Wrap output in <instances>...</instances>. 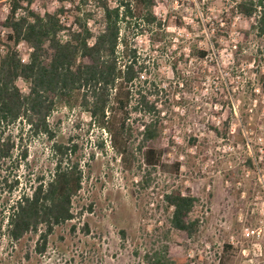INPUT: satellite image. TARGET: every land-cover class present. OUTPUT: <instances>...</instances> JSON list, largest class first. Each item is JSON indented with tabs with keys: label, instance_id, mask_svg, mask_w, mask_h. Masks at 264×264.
<instances>
[{
	"label": "rangeland",
	"instance_id": "obj_1",
	"mask_svg": "<svg viewBox=\"0 0 264 264\" xmlns=\"http://www.w3.org/2000/svg\"><path fill=\"white\" fill-rule=\"evenodd\" d=\"M236 1L155 0L160 25L122 23L120 35L145 64L146 83L136 88L160 110L156 170L145 174L133 136L123 161L110 134L90 124L85 111L55 110L49 117L53 139L24 133L15 155L26 149L27 157L11 170L19 186L13 193L0 190V264H149L144 253L162 243L189 264H264V36L251 29L252 18L233 10ZM33 5L41 13L63 5L60 17L67 23L77 6L86 8L96 13L90 27L98 28L97 0ZM8 9L9 0H0V22ZM7 32L0 24V39ZM4 49L0 42V53ZM17 49L26 61V44ZM16 83L27 90L22 80ZM139 115L132 111L130 121L138 123ZM53 141L78 145L83 179L72 201L74 217L55 226L38 253L33 233L8 240L4 211L38 176L50 177ZM177 187L199 199L194 215L200 227L191 237L167 222L162 195Z\"/></svg>",
	"mask_w": 264,
	"mask_h": 264
},
{
	"label": "trees",
	"instance_id": "obj_2",
	"mask_svg": "<svg viewBox=\"0 0 264 264\" xmlns=\"http://www.w3.org/2000/svg\"><path fill=\"white\" fill-rule=\"evenodd\" d=\"M33 2L9 0L8 12L0 22L8 30L0 39L5 47L0 53V190L13 193L19 186V176L12 175L11 170L16 172L27 157L26 149L15 155L22 146L23 134L44 135L52 140L55 133L49 117L62 107L85 111L90 124L110 134L123 161L133 136L138 141L136 150L145 174L155 171L160 162V151L155 146L162 133L160 110L136 88L146 83L145 64L138 61L136 50L120 35L122 23L128 26L132 19L138 26L160 25L153 10L155 0H116L115 5L97 0L95 32L89 23L96 16L93 11L77 6L67 23L60 17L63 5L53 12L43 9L41 13ZM233 10L252 18L251 29L258 37L264 36V0H238ZM21 42L29 48L26 61L17 49ZM200 55L205 52L200 51ZM19 79L27 85L24 92L16 83ZM132 111L140 114L138 123L130 121ZM14 126L15 134L11 131ZM52 151L50 177L44 180L38 176L36 184L29 191H20L4 211L3 227L8 240L18 241L33 233L38 253L46 249L55 226L74 217L72 201L83 179L77 144L53 141ZM162 202L170 228L189 237L198 232L200 218L194 215L197 197L177 187L165 192ZM83 229L87 230L86 223ZM143 259L149 264H189L185 257L170 256L165 243L144 253Z\"/></svg>",
	"mask_w": 264,
	"mask_h": 264
}]
</instances>
